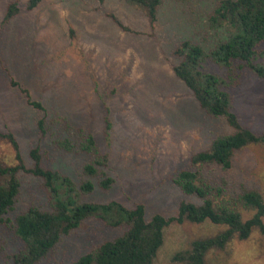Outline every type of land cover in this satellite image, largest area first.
Masks as SVG:
<instances>
[{
    "label": "rangeland",
    "instance_id": "374dc122",
    "mask_svg": "<svg viewBox=\"0 0 264 264\" xmlns=\"http://www.w3.org/2000/svg\"><path fill=\"white\" fill-rule=\"evenodd\" d=\"M12 0H0V130L12 131L27 166L33 165L32 148L40 145L44 163L80 184L90 157L58 149L53 140L69 136L53 126L45 137L40 118L64 114L77 127L96 137L110 153L108 174L115 183L108 191L98 187L83 202L143 203L147 218L178 214L183 201L201 203L176 183L191 156L208 149L219 135L232 129L224 118L207 115L191 90L175 74L179 61L173 50L183 40L199 43L209 52L228 39L224 28H213L209 16L220 0H165L158 20L151 25L146 11L127 0H45L32 11L28 0L6 24ZM257 63L264 64V43ZM204 70L230 79L233 110L243 126L264 133V79L235 63L232 71L208 59ZM16 82L17 85H13ZM41 101L47 111L30 106L22 93ZM112 122L105 133L106 117ZM71 138L74 140L75 135ZM0 158L15 163L10 144L0 143ZM213 185L234 196L245 188H264V146L251 144L235 155L230 169L207 166ZM21 191L12 220L32 205L47 207L42 180L21 174ZM225 228L203 223L174 222L165 230V242L156 264H174L172 256L191 242ZM122 230L89 219L66 236L39 264H71ZM21 242L11 226L0 224V264H15L11 255ZM208 264H264V236L255 229L246 240L234 239L227 250L213 251Z\"/></svg>",
    "mask_w": 264,
    "mask_h": 264
},
{
    "label": "trees",
    "instance_id": "16d2710c",
    "mask_svg": "<svg viewBox=\"0 0 264 264\" xmlns=\"http://www.w3.org/2000/svg\"><path fill=\"white\" fill-rule=\"evenodd\" d=\"M21 1L12 0L8 4L3 24L20 13ZM43 1L28 0L26 9L32 11ZM127 1L145 10L151 25H154L165 0ZM209 22L213 28H224L228 39L219 42L209 52L189 39L178 43L173 50V55L179 59L173 71L191 90L201 109L209 116L224 118L232 129L214 138L208 149L194 153L189 167L181 169L175 178V183L186 194L198 197L201 203L183 201L175 216L155 214L147 218L143 203L127 206L117 200L83 202L81 198L96 188L91 178H97L98 187L105 191L115 183L107 171L110 153L101 149L92 132L72 125L64 114H57L52 119L46 115L38 122L42 137L56 125L69 134L53 140L58 149L90 157L83 167L84 175L89 178L78 184L44 163L40 145L31 149L33 165L27 166L16 135L12 131L0 130V143L10 144L15 151V163L0 158V224L11 226L21 242V248L11 255L15 264H39L54 252L64 237L89 219L99 220L122 232L71 264H156L159 250L165 242V230L174 222L203 223L210 220L225 226L215 235L198 238L191 242L189 248L177 251L172 256L174 264H208L211 252L227 250L234 239L246 240L255 229L264 236V188H245L234 196H228L223 188L213 185L205 176V167L218 165L230 169L238 151L251 144L264 146V133L243 126L233 110L230 89L236 84L235 79L207 72L203 66L211 59L232 71L238 62L241 68H248L264 79V64L257 63L262 53L259 46L264 43V0H220L211 12ZM13 85L17 83L13 82ZM21 91L30 106L47 111L26 88H21ZM111 130L112 122L108 115L105 133L109 135ZM72 135H75L74 140ZM22 173L42 180L48 205H32L18 214L12 223L6 215L15 208L21 191Z\"/></svg>",
    "mask_w": 264,
    "mask_h": 264
}]
</instances>
